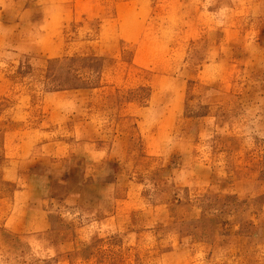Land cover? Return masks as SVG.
<instances>
[{"label": "rangeland", "instance_id": "obj_1", "mask_svg": "<svg viewBox=\"0 0 264 264\" xmlns=\"http://www.w3.org/2000/svg\"><path fill=\"white\" fill-rule=\"evenodd\" d=\"M0 264H264V0H0Z\"/></svg>", "mask_w": 264, "mask_h": 264}]
</instances>
